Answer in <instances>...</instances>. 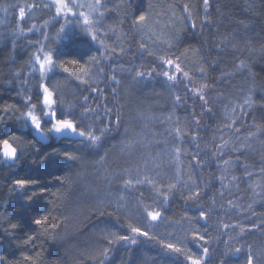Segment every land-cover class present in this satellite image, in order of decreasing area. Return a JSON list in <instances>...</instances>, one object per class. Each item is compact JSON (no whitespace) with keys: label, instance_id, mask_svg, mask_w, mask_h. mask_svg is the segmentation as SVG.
Instances as JSON below:
<instances>
[{"label":"trees","instance_id":"1","mask_svg":"<svg viewBox=\"0 0 264 264\" xmlns=\"http://www.w3.org/2000/svg\"><path fill=\"white\" fill-rule=\"evenodd\" d=\"M219 1L92 0L80 16L97 24L72 19L66 41L46 0H0V264H264V0ZM45 87L84 137L45 145L21 127Z\"/></svg>","mask_w":264,"mask_h":264},{"label":"snow or ice","instance_id":"2","mask_svg":"<svg viewBox=\"0 0 264 264\" xmlns=\"http://www.w3.org/2000/svg\"><path fill=\"white\" fill-rule=\"evenodd\" d=\"M56 3L58 5L57 8H56V13H57V15H60L63 12V8L60 7L59 5L64 4L65 7H67V5H66V3H64V0H56ZM203 4H204L205 8L207 9V7L209 6V0H203ZM75 6L79 7L80 5H75ZM69 12H72L71 8H69ZM24 14H25L24 8H20L19 15L21 17H23ZM79 15L80 14H78V13L72 12V16L73 17L79 18ZM139 21H145V16L144 15H140L139 16ZM88 23H89V21L87 19H85L84 20V24L87 25ZM138 27H139V25H138ZM192 27H196V25L193 24ZM62 29H63V26H62ZM92 39L96 40L97 37L95 35H93ZM37 59H39V57H37ZM94 60H95V58H93V61ZM45 63L51 64V57L50 56H49L48 60H46L43 63H41V65H40L41 71H43ZM73 63H76V62H73ZM167 64L169 66H172L174 64V61L169 59L167 61ZM175 69H176L177 72H180L181 69H180V65L178 63L175 64ZM201 71H203V70H201ZM136 75L138 77H143L144 73L143 72H137ZM148 75L151 76V73H149ZM185 75H187V74L185 73ZM163 76L168 77L169 79H172V80L175 79L174 76L173 77H169V73L168 72H164ZM113 80L115 82V78L114 77H113ZM197 92H199V89H197ZM51 97H52V93L48 90L47 87H45L44 88V105L48 106L49 108L52 106ZM175 99L177 101H179L181 99V97L180 96H176ZM200 99L203 100L204 97L201 96ZM84 100H85V102H87L88 97H84ZM86 111H87V109H86ZM56 115L57 114L55 112H44V116L45 117H55ZM28 116L31 117L32 123L34 124L35 128L37 130H40L41 127H42V121L40 119H38L36 116H33L31 112H28ZM48 121L51 124V128L49 129V132H51L53 130L56 131L57 133L63 132L65 130H71L73 133L77 132V126L73 123V121L71 119H55L54 121L52 119H48ZM117 122H119L118 118H117ZM96 130L101 132V136H97V135L93 134L92 132H89L87 134V139L82 140L80 142L82 146L85 145V144H91L92 146H95V145L99 144V142L101 141V137L104 136V135H107V133L110 131V128H106V129L97 128ZM79 135L81 137H84L85 136V132L80 131ZM3 143H4V146H5L4 156L5 157L16 158L17 157V149L11 147V145L8 142V140H4ZM64 156L66 158H69V159L73 158L67 152L64 153ZM144 182L145 181H140V183H144ZM14 183L19 188L24 189L29 184L36 183V181L29 180V179H16ZM128 183L130 184L131 182L129 181ZM197 195H199V193H197ZM28 199L31 200L32 197L29 196ZM150 215H151V219L152 220H157V218H159L161 214H160V212H153ZM199 215H200V217L203 218L206 214L204 212H200ZM34 222L37 225H46V224L49 223V221L47 219H36ZM13 227H16V226L13 225ZM225 227H227V226H225ZM132 231L135 232V233L141 234V235H143L145 237L148 236V233L147 232H141L140 228H133ZM200 238L203 239V237H200ZM120 239L121 240H128L129 237L122 236V237H120ZM135 242H136L135 240L131 241L132 244H135ZM167 248L168 249H173V248H175V245L168 244ZM203 251L205 253H207L208 250L204 249ZM236 251H239V249H237ZM194 264H201V262L197 260V261H194ZM247 264H253V258H252L251 255H249L248 258H247Z\"/></svg>","mask_w":264,"mask_h":264},{"label":"rangeland","instance_id":"3","mask_svg":"<svg viewBox=\"0 0 264 264\" xmlns=\"http://www.w3.org/2000/svg\"><path fill=\"white\" fill-rule=\"evenodd\" d=\"M42 1H45V0H42ZM46 1L49 2L48 4H53L57 8L58 5L56 3V0H46ZM91 1L92 0H83V3H79L78 1H76L74 4L71 5L72 7H69V8L72 9V12H75V13H78V14L81 15L82 5L83 4H89ZM64 3H65V1H64ZM75 5H80V6L79 7H76ZM59 6L63 8L62 14L57 15V13L56 12L55 13H56V18L57 19H63L65 21V27H64V29H61L62 30V34H63V38L65 40H68V38L70 37V33H72L74 31V29H75V26L73 24L72 19H74V20H77V19L80 20L81 19V21H82L81 23H84V20L87 19L89 21V23H91V22H93V20H92L93 17H91V16H97V15L86 14L85 13V14H83V16H80L79 15V18H76V17H73L72 16V12H69V8L66 9V7L64 6V4H61ZM0 13L3 16L2 19H1V21L4 22L7 14H8V10L6 9V7L1 6L0 7ZM99 19H100V21H99L98 25H104L102 18H99ZM1 21H0V24H2ZM92 24L93 25L97 24V20H95ZM147 24H149V23H147ZM143 25H144V27L141 28L140 31H141L143 37H146L145 39H148V37H147L148 34H149V29L147 27L148 25H146V24H143ZM102 33H103V31H102ZM15 34H17V33H15ZM22 36L23 35H21L20 37H22ZM53 42L54 43H57L58 42V39L55 37L53 39ZM48 45H51L52 47H56L57 46L56 44H52V43H48ZM94 46H95V43L94 42H92L91 44L88 42V43L82 45V47L85 48L89 52V55H91V54H93V53L96 52V47H94ZM49 56L50 57H53V53L50 52V54H49L45 50H44V52H41L40 51L38 53L37 57H39V59H36V63L39 65V68H40L41 63H43L44 61H46V60L49 59ZM37 64H35V65L37 66ZM50 69H51V64L45 63L42 72L44 74H47L50 71ZM40 70H41V68H40ZM50 92L52 93V97H51L52 106L49 108L48 106L44 105V96H43L42 103L40 105L39 104H31V106H29V110L26 112V114L24 115L23 119L21 120V127L23 129H25V130L26 129L32 130L33 134L35 135L37 129L35 128L34 124L32 123L31 117L28 116V112H31L33 116H36L38 119H40L42 121L41 130L43 132H45L47 135L51 134L53 136V138L55 140H57V132L54 131V130L51 131V132H49V129L51 128V124L48 121V119H52L54 121L55 119H57V115L55 117H44L45 118L44 121H43V118L40 117L41 111L44 112L42 110L44 108H45V111L46 112H55L56 113L58 111V107L56 106V100L54 98L55 97L54 96V92L53 91H50ZM43 105L45 107H41V108L39 107V106H43ZM126 134L127 133H123L121 135L124 136Z\"/></svg>","mask_w":264,"mask_h":264},{"label":"water","instance_id":"4","mask_svg":"<svg viewBox=\"0 0 264 264\" xmlns=\"http://www.w3.org/2000/svg\"><path fill=\"white\" fill-rule=\"evenodd\" d=\"M35 136L40 143H43L45 145L51 142L50 136L47 135L45 132H43L41 129L36 131ZM57 136H58L57 140L77 139L78 133L77 132L73 133L71 130H65L63 132L57 133ZM4 151H5V146L3 145L2 149H1V155L5 160H7L8 162H11V163H16L18 166H21V163L17 162L18 156L16 158L5 157Z\"/></svg>","mask_w":264,"mask_h":264},{"label":"bare ground","instance_id":"5","mask_svg":"<svg viewBox=\"0 0 264 264\" xmlns=\"http://www.w3.org/2000/svg\"><path fill=\"white\" fill-rule=\"evenodd\" d=\"M35 1V0H34ZM214 1V3H216V4H219L220 3V1L219 0H213ZM167 62L168 61V59H166V57H162V58H159V61L158 62ZM4 159V158H3ZM4 161L6 162V163H9V164H13V165H17L16 163H11V162H8L7 160H5L4 159Z\"/></svg>","mask_w":264,"mask_h":264}]
</instances>
